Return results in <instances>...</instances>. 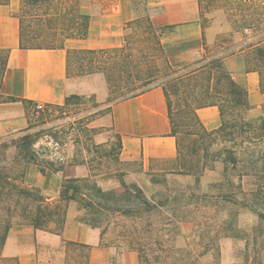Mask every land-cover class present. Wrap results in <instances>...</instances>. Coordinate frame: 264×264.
<instances>
[{
	"label": "trees",
	"instance_id": "1",
	"mask_svg": "<svg viewBox=\"0 0 264 264\" xmlns=\"http://www.w3.org/2000/svg\"><path fill=\"white\" fill-rule=\"evenodd\" d=\"M125 27L130 29L124 37V44L119 47H107L98 49H72L68 52L67 70L71 76L87 75L92 73H102L108 82L109 88L119 86V80L128 69L130 63L136 60L137 55L132 49L134 40L138 37L156 38L154 21L150 13L149 0H119ZM199 15L205 21V14L222 9L227 15V19L234 31L242 34L251 31V36L245 35L240 43H234L228 39V43L222 46L219 51L207 57V44L204 45L205 53L200 61L199 72L201 88L204 96L201 99H193L195 90L198 87V75L196 71H188L177 80L183 85V108L186 114H190L194 123L187 125V132L197 134L199 129L202 135L209 137V145H217L215 157L224 164V168L229 166L237 171L238 185H242L246 176H256L262 182L253 190V196L262 199L264 202V120L252 121L247 117V109L250 106L249 92L246 87L240 85L234 79L231 71L226 66L229 56L238 54L243 58L247 71H257L260 76V89L264 92V0H197ZM3 1L2 3H6ZM21 13H17L21 21V42L22 48H54L61 47L67 38L87 37L91 23V15L84 13L80 9V0H20ZM25 9L34 11L36 27L32 29L27 23V17L31 14L24 13ZM207 24L203 23L202 39L204 40V29ZM245 34V33H244ZM160 44V41H156ZM187 41L176 43L180 51H186L192 46L186 44ZM171 47L170 43H166ZM164 46V45H163ZM165 47V46H164ZM5 54L4 61L7 62L9 50H1ZM140 54V53H139ZM143 73H138V80ZM142 82H150V77L141 78ZM136 80V81H138ZM132 81V76L127 79L128 89H134L136 83ZM146 89L136 92L140 93ZM167 94V93H166ZM133 95V94H131ZM1 96V94H0ZM73 99H82L80 95L71 94L66 97L63 105L49 104L47 111L37 109V102L31 99L7 96L5 102L22 101L27 108V112H37L36 123L30 125L22 133L13 136L9 142L2 145V149L15 146L24 152L26 164H36L41 173L47 170L57 171L62 169L60 161L41 158L46 148L36 144L40 141L42 134H48L43 125L47 122V115L52 114V110H59L65 105L73 103ZM169 116L172 124V134L177 136L178 128L182 125L176 118L172 104L167 95ZM195 102V103H193ZM209 105H217L221 113V124L217 129L208 130L201 122L197 109ZM264 108V106H263ZM39 127V128H37ZM216 134V135H215ZM220 135L219 137L217 136ZM178 138V136H177ZM252 148H255L252 150ZM207 149V148H206ZM208 150V149H207ZM248 155L244 159V155ZM243 155V156H242ZM183 153H178L173 173H184L187 167L183 159ZM188 164V163H186ZM188 172L193 169L188 168ZM95 173H93L94 175ZM122 190L106 191L98 185L94 176L83 178H66L61 187L58 201L49 202L37 187L28 189L23 185V181H18L16 175L8 171L5 165H0V263L20 264L15 258L5 257L2 254L6 237L13 224L11 219L17 215L23 224L33 225L35 228L60 233L66 222L67 203L77 201L84 208L89 216L82 219L92 226L100 227L103 235V244L115 245L134 249L138 252V262L136 264H196L199 257L205 255L209 250L214 249L215 264H218L220 245L217 241L224 236H238L235 217L232 216L225 223L228 228L216 231L209 238L203 251L192 259L185 257L183 248L174 243L172 233L179 235V227L168 225L173 224V218L161 216L159 224L148 221L145 225L127 227L125 223L114 222L111 224L107 218L106 226L103 227V217L116 215L125 217H139L142 213L158 212L162 213L167 204L178 202L181 205L180 197L170 198V194L160 190L151 196L146 195L144 190L136 183H128L119 174ZM155 183V180H151ZM28 200V202L24 201ZM38 202L33 208L29 207V202ZM22 204L23 208L17 212V205ZM250 205V204H249ZM251 209L257 211L258 208L252 206ZM189 213L174 214L181 221ZM262 218L264 213L258 210ZM162 215V214H161ZM112 225V226H111ZM109 227L112 238L106 239L105 234ZM91 247L81 242H69L65 264H128L115 259L107 263H97L90 259ZM187 256V255H186Z\"/></svg>",
	"mask_w": 264,
	"mask_h": 264
},
{
	"label": "crops",
	"instance_id": "2",
	"mask_svg": "<svg viewBox=\"0 0 264 264\" xmlns=\"http://www.w3.org/2000/svg\"><path fill=\"white\" fill-rule=\"evenodd\" d=\"M20 0H9L0 4V49L9 50L7 62L3 64L0 94V132L22 133L36 123L27 112L22 101L5 102L7 96L31 99L36 102L63 105L67 96L95 95L99 102L109 96V85L102 73L71 76L67 70L68 52L72 49H98L122 46V30L114 28L118 24V5H111L101 17L94 12L91 1H81L82 12L91 15V23L86 38H67L64 45L54 48H22L21 21L17 15ZM171 4L165 3L168 12ZM193 18H185L188 9L181 7L173 20L165 19L177 28L194 27V31H183L179 37H202L203 28L197 20L199 7L191 8ZM165 15V18H168ZM103 19L100 22L99 19ZM113 18L114 23L105 21ZM117 20V21H116ZM159 22L164 19H157ZM120 23V22H119ZM223 28L231 25L223 20ZM222 31V30H221ZM218 26L214 24L204 29L207 43L217 40ZM226 66L234 79L249 92L250 106L247 116L258 119L264 116V92L260 89L257 71H247L243 58L238 54L229 56ZM164 85L154 84L146 90L115 99L107 111L94 118L90 126L97 128L95 142L111 150L113 141L118 143L117 155L121 168L100 170L94 166L95 153L83 142H67L58 151L53 150L51 158L60 161L62 169L41 173L36 164L28 163L25 181L39 187L47 201L59 200L62 183L66 178L94 176L98 185L106 191L121 190L118 173L124 172L126 182H136L140 187L151 184L150 176L175 174L171 172L179 153V140L172 134L167 94ZM197 114L208 130L217 129L221 124V113L217 105L197 109ZM51 126V124H47ZM39 128V127H37ZM47 143L49 140L45 139ZM57 152V153H55ZM93 173H95L93 175ZM84 208L77 201L67 203L66 222L60 233L35 228L30 224L13 225L6 237L2 254L15 258L20 264H65L68 243L81 242L91 247L90 259L97 263H107L118 257L120 262L136 264L138 252L134 249L118 251L115 245L103 244L100 227L92 226L82 219Z\"/></svg>",
	"mask_w": 264,
	"mask_h": 264
},
{
	"label": "rangeland",
	"instance_id": "3",
	"mask_svg": "<svg viewBox=\"0 0 264 264\" xmlns=\"http://www.w3.org/2000/svg\"><path fill=\"white\" fill-rule=\"evenodd\" d=\"M9 0H0V3ZM83 0H80V3ZM91 1L94 12L100 17L105 14L106 9L111 5H118L117 11L119 13L118 24H112L115 22L113 18L105 21L112 24L114 28L122 30V45L124 44V37L130 29L125 27L124 19L121 11L119 0H84ZM150 1V13L154 21L156 38L151 39L147 37H138L134 40L132 49L137 55L136 60L129 64L128 69L119 80V86L116 88H109V96L105 102H99L95 95H80L82 99H73V103L65 105L59 110H52L51 115H47V122L44 127H47L44 131L48 134H42L40 141L36 144V147L42 146L46 148L45 153L41 154V158L50 159L51 152L57 150L65 143L72 142L73 144H80L82 142L85 147H91L95 153L94 166L100 170H109L113 168H121L123 165L129 167L130 165L121 164L117 155L118 143L113 141L111 150H107L102 144L95 142V134L97 128L90 126L91 121L100 114L107 111V105L118 98L135 94L138 91L147 89L154 84L164 85L169 100L172 104V108L176 114L177 120L182 124L177 133L179 140V149L183 153V159L188 168L193 169L188 172V168L184 173H175L172 175L156 174L150 176V181L155 180V183L145 185L144 192L146 195L151 196L156 191L170 194L172 197H180L181 205L178 202H171L162 209V215L158 212L142 213L139 217H125V216H104L102 225L106 226L107 218L110 219L111 224L114 222L125 223L127 227L137 226L140 228L148 221L153 224H159L162 221L161 216H167L173 218L174 223L168 225L179 227V235L176 237L174 233V243L177 246L182 247L185 257L192 259L198 257L203 251L206 243H209V238L213 236L216 231L228 228L225 223L232 216L235 217V226H237V235L224 236L220 238L217 243L220 245V254L218 257V264H264V216L261 218L258 214V210H262L264 213V202L262 199H258L253 196V190L262 182L258 177L250 175L243 178L242 185H238L237 171L233 170L230 166L228 169L224 168L222 161L217 160L215 157V151L217 145H209L210 139L207 136L202 135L198 129L197 134H191L187 132V125L194 123L190 114H186L183 108L182 94L183 85L177 80L180 76L186 74L188 71L198 70L200 61L205 53L204 41L207 44L208 53L207 57L214 53L222 51V46L228 43L229 40H233L234 43H240L245 35L251 36V31H247L242 34L240 31H234L231 28L225 30L223 28V20H227V15L224 10L218 9L211 13L205 14V21L197 13V20L207 24V27L211 25L218 26L219 33L217 40L213 43H207L206 36L204 40L202 37L186 36L179 37L183 31L193 32L194 27L178 29V24H171L165 19L173 20L177 17L179 9L185 7L188 9L187 14L183 15L185 18H193V12L191 8L198 5L197 0H169L171 4L169 11L165 10V3L168 0H149ZM199 7V6H198ZM21 6L19 4L17 13H21ZM24 13L31 16L27 17V23L30 24L32 29H35L36 18L34 11L25 9ZM109 13V12H107ZM168 15V18H165ZM157 19H164L159 22ZM102 22V18L99 19ZM117 21V20H116ZM120 22V23H119ZM229 22V21H228ZM230 24V23H229ZM231 25V24H230ZM222 30V31H221ZM160 41V44L156 43ZM187 41L188 46L192 48L186 51H180L176 47V43ZM170 43L171 47L166 45ZM165 47H164V46ZM140 53V54H139ZM240 57V56H239ZM5 54L0 51V88L3 75L2 62L4 61ZM196 71L198 75V87L194 92L193 99H201L204 96L203 90L200 87V78L202 72ZM143 73L142 77H150V82L143 83L142 79L138 80V73ZM106 80V77L101 74ZM132 76V81L136 86L134 89H128L127 79ZM138 80V81H136ZM2 96H0V104ZM195 103V102H193ZM49 106V104H47ZM46 108L51 109V107ZM51 111H47L48 114ZM30 115L36 121L37 112L30 113ZM248 117V116H247ZM249 118V117H248ZM251 119V118H249ZM264 120V116L258 119H251L252 121ZM51 126H47V124ZM195 124V123H194ZM17 131H9L1 134L0 132V165H5L6 169L17 176L18 181H23V185L32 189L37 187L29 181H25V175L27 173V165L24 158V152L16 149L15 146H9L6 149H2V145L9 142L13 136H17ZM216 135V134H215ZM219 137L220 135L217 134ZM49 140V143L45 141ZM208 150H207V149ZM255 148H252V150ZM57 153V152H55ZM243 156V155H242ZM248 155H244L247 157ZM58 161V160H57ZM188 163V164H186ZM122 173V177L124 172ZM124 178V177H123ZM125 180V179H124ZM131 183V182H128ZM40 193L45 197V195ZM122 190V187H121ZM118 190V191H121ZM28 202V200H24ZM49 202H55V199ZM38 202L30 201L29 207L33 208ZM250 204V205H249ZM0 202V208H1ZM81 206V205H80ZM257 207L255 211L251 207ZM82 207V206H81ZM23 208L22 204L17 205V212H20ZM189 213L185 219L178 221V216L174 217V214ZM89 214L84 210L82 218L88 217ZM13 225H23L21 218L17 215L11 219ZM111 225V226H112ZM111 229L109 227L105 234L106 239L112 238ZM121 252L125 247H117ZM214 249L209 250L205 255L199 257L196 264H215ZM120 261L118 257L114 258ZM1 264V263H0Z\"/></svg>",
	"mask_w": 264,
	"mask_h": 264
},
{
	"label": "built area",
	"instance_id": "4",
	"mask_svg": "<svg viewBox=\"0 0 264 264\" xmlns=\"http://www.w3.org/2000/svg\"><path fill=\"white\" fill-rule=\"evenodd\" d=\"M47 106H48L47 103H45L44 101H38L36 104L37 109L41 111H45Z\"/></svg>",
	"mask_w": 264,
	"mask_h": 264
}]
</instances>
